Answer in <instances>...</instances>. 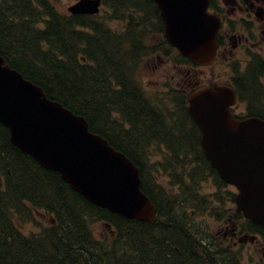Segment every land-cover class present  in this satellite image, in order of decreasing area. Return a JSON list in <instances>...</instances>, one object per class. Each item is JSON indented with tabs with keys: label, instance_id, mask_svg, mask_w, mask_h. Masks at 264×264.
<instances>
[{
	"label": "trees",
	"instance_id": "trees-1",
	"mask_svg": "<svg viewBox=\"0 0 264 264\" xmlns=\"http://www.w3.org/2000/svg\"><path fill=\"white\" fill-rule=\"evenodd\" d=\"M103 3L101 15L82 16L61 12L54 0H0V54L50 99L87 118L93 133L140 168L142 189L157 205L158 221H129L88 202L59 173L16 148L0 124V264H241L232 253L199 239L185 210L193 207L185 200L191 194L178 200L148 171L151 151L168 152L164 169L177 173L176 184L184 185L178 173L184 174L186 165H196L225 186L201 147L188 96L180 90L163 102L147 95L140 79L143 64L155 55L176 68L194 65L164 37L154 0ZM154 35L164 44L150 46ZM251 87L243 98L253 97ZM40 210L52 215L50 225L24 233L21 223ZM98 223L111 235L98 237ZM246 228L264 236L261 226L246 221Z\"/></svg>",
	"mask_w": 264,
	"mask_h": 264
},
{
	"label": "water",
	"instance_id": "water-1",
	"mask_svg": "<svg viewBox=\"0 0 264 264\" xmlns=\"http://www.w3.org/2000/svg\"><path fill=\"white\" fill-rule=\"evenodd\" d=\"M168 42L196 66L217 53L220 20L210 0H154ZM103 0H78L72 15L100 14ZM229 87L212 86L189 98V114L201 131L212 168L235 186L237 212L264 228V120L237 119ZM0 124L12 144L46 170L59 173L71 189L95 206L129 221L157 222V206L142 189L140 168L77 115L13 69L0 55ZM247 241V240H245ZM244 242V241H243Z\"/></svg>",
	"mask_w": 264,
	"mask_h": 264
},
{
	"label": "flooded vegetation",
	"instance_id": "flooded-vegetation-1",
	"mask_svg": "<svg viewBox=\"0 0 264 264\" xmlns=\"http://www.w3.org/2000/svg\"><path fill=\"white\" fill-rule=\"evenodd\" d=\"M209 13L217 17L221 23L217 37V56L210 65L199 68L190 66L189 70L192 72L191 74L188 72L190 74L188 77L183 76L184 71L179 72L177 76L184 81L186 79V82L185 85L181 81L177 82L176 89L183 91L188 99L194 91L203 87L214 85L232 87L238 97L237 104L232 107L234 115L238 119L257 117L264 120V0H210ZM193 68L204 72L201 79L193 75ZM174 83L171 77L165 76L163 82L157 83V88H163L164 92H156V95L171 98L175 92ZM251 85L253 97L243 98L247 86ZM145 90L147 95H151L147 88ZM129 127L127 125V128ZM227 220L220 231L224 245L226 243L230 245L229 247L233 245L236 247L241 244L242 248L258 246L264 256V245H259L264 243L263 235L249 233L248 228L240 226L233 217ZM243 236L256 238L254 241L250 239L242 242ZM232 256L243 264L241 252L235 251Z\"/></svg>",
	"mask_w": 264,
	"mask_h": 264
},
{
	"label": "rangeland",
	"instance_id": "rangeland-1",
	"mask_svg": "<svg viewBox=\"0 0 264 264\" xmlns=\"http://www.w3.org/2000/svg\"><path fill=\"white\" fill-rule=\"evenodd\" d=\"M76 1L77 0H54V3L61 12L68 13V8L75 4ZM111 26L118 29L123 27V25L117 23H111ZM148 44L153 47L161 46L164 44L163 38L160 35H154ZM166 50L169 52L168 48ZM172 56L176 57L177 54L174 53ZM173 64L176 65V63H172L167 60L166 57L163 58L159 55L152 56L145 61V64H143L145 66H143L140 72V79L143 86L147 88V92L149 94L157 96L156 92H164L163 88L157 87L158 84L165 80V76L167 78L171 77V80L175 81V88H173V90L175 92H181L176 89L178 88L177 82L181 81V83L185 85L186 81L177 76L179 70L182 69V71L185 72L183 75L185 77H188L192 70H189L188 67L184 66L176 68ZM188 72H190V74H188ZM193 75L197 76L198 79H201L204 72L193 68ZM207 75L210 76L209 73ZM159 76H163V78H160ZM159 98H161L163 102L170 101L169 96H159ZM169 154L170 153L168 152L151 151V158L149 160L151 167H149L148 171L152 173V176H155L158 183L167 186V188H169V192H171L175 197L178 196V200H181L185 198V196L191 194V196H188L185 200L190 201L193 207L185 210L191 216L190 221L192 228L195 226L199 239H202L205 242V239H208L209 241H207L205 245H216L220 250L222 249L232 253L235 251L238 253L241 252L243 264H264V256L258 246L252 245L248 248H242L240 244L236 247H234L235 245L229 247L230 245H227L226 243L224 245L222 243L220 231L222 230L224 223L228 222L227 219L229 217H233L240 226L246 227V221L237 217L236 205L234 204V199H232V194H234L233 192L236 193V191L227 186L223 187L215 176H207L201 171V169L197 168L196 165H186V172H184V174L182 172L178 173L182 176L184 185L180 186L176 184L178 181V178L176 177L177 173L172 170L164 169V164L166 162V158L169 157ZM192 175H196V180L191 178ZM198 176H200V179L197 178ZM196 195L198 196V202L195 201ZM186 204L187 203H185V205ZM51 218L52 215L47 214L43 210L34 211L33 219L21 223L20 227L26 234L38 233L43 227L50 225L49 223ZM95 233L100 238H105V236L111 235L102 223H98L96 225ZM259 245H264V243ZM232 248L233 250H231Z\"/></svg>",
	"mask_w": 264,
	"mask_h": 264
}]
</instances>
